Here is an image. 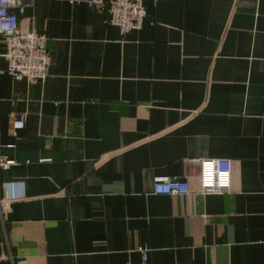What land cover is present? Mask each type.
<instances>
[{"label": "crops", "instance_id": "1", "mask_svg": "<svg viewBox=\"0 0 264 264\" xmlns=\"http://www.w3.org/2000/svg\"><path fill=\"white\" fill-rule=\"evenodd\" d=\"M122 35L86 3L35 0L48 76L7 74L0 42V264H264V0H144ZM25 127L13 128V116ZM231 188L202 194L200 160ZM189 180L156 195L157 178Z\"/></svg>", "mask_w": 264, "mask_h": 264}, {"label": "built area", "instance_id": "2", "mask_svg": "<svg viewBox=\"0 0 264 264\" xmlns=\"http://www.w3.org/2000/svg\"><path fill=\"white\" fill-rule=\"evenodd\" d=\"M35 0H0V38L3 44V57L7 60V74L14 80H26L33 84L43 81L48 76L51 56L47 37L38 32H22L19 27V16ZM71 4L86 3L107 15V24L119 29L124 36L140 30L148 18L144 0H59ZM25 127V115L13 116V128ZM14 148L9 144L0 148ZM14 159L0 154V172L15 166ZM199 184L202 194H222L231 188L234 164L229 159L200 160ZM193 192L192 185L183 178H157L154 183L156 195L187 196ZM8 199L0 200V224L4 226L5 216L10 211ZM142 263L151 264L150 248H139ZM11 264H29L27 260L14 261Z\"/></svg>", "mask_w": 264, "mask_h": 264}, {"label": "trees", "instance_id": "3", "mask_svg": "<svg viewBox=\"0 0 264 264\" xmlns=\"http://www.w3.org/2000/svg\"><path fill=\"white\" fill-rule=\"evenodd\" d=\"M0 42H1V38H0Z\"/></svg>", "mask_w": 264, "mask_h": 264}]
</instances>
